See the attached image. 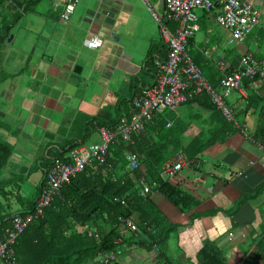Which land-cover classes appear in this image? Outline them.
<instances>
[{"label":"crops","instance_id":"obj_1","mask_svg":"<svg viewBox=\"0 0 264 264\" xmlns=\"http://www.w3.org/2000/svg\"><path fill=\"white\" fill-rule=\"evenodd\" d=\"M26 1L19 0V7L11 0V6L5 4L10 10L5 23L11 39L1 48L0 65L15 74L19 71L5 96L15 91L24 93L16 85L29 86L33 88L32 97L37 94V100L50 113V119L40 128L49 138L55 136L39 147L38 156L46 147L61 145L54 141H60V135L66 144L78 141L66 134L71 135L75 128L79 132L76 137H80L84 127L94 125L92 117L101 112L108 111L113 117L117 101L130 96L132 85L146 87L151 83L150 70L155 71L156 66L148 65L150 70L142 73L143 68L148 69L146 56L150 51L152 61L154 55L163 59L156 50L160 45L164 50L165 45L155 21L139 0H76L66 20L59 16L63 0H56L55 5L50 0L34 4L30 0L31 4L22 9ZM246 1L263 10L261 0ZM151 5L158 16L163 15L162 0H151ZM194 12L198 28L190 35L187 51L219 94L223 73L216 61H224L228 70L238 66L242 54L264 63V39L260 35L264 34V16L241 41L229 42V31L216 25L214 10ZM168 25L173 27L172 22ZM92 35L101 38L100 47L89 49L83 45V40ZM16 36L25 38L26 43L13 44ZM75 64L81 67L79 73L72 72ZM241 88L242 93L231 90L223 96L234 122L226 120L206 95L209 102L199 97L178 105L177 111L169 115L166 109L161 112V119L169 125L166 128L173 125L176 129L169 134L174 139L177 136L181 146L177 153L184 156L180 169L167 182L177 186L189 200L185 202L187 208L181 210L156 189L146 197L153 204L156 230L173 224L169 233L178 231L181 240L174 252L166 240L157 245L158 250L125 242V249L112 260L115 264H192L205 239L215 244L228 264H240L258 245L264 246V147L253 139L257 125H264V87L259 80L246 78ZM111 101L113 113L106 108ZM43 106L39 105L38 110ZM74 115L80 117L78 122ZM62 118L60 124L55 121ZM149 138L153 141L157 137ZM84 139L89 144L96 143L97 130L87 133ZM164 140L170 142L166 137ZM142 166L141 163L143 169ZM21 189L23 194L28 193L25 185ZM242 195L247 197L230 214ZM158 251L162 260L156 257Z\"/></svg>","mask_w":264,"mask_h":264},{"label":"trees","instance_id":"obj_2","mask_svg":"<svg viewBox=\"0 0 264 264\" xmlns=\"http://www.w3.org/2000/svg\"><path fill=\"white\" fill-rule=\"evenodd\" d=\"M35 1L37 0H32L31 3L34 4L33 2ZM6 2L10 6L12 5L10 0H6ZM29 3L30 0H27L26 4L23 3L22 9L28 7L31 4ZM2 4L3 2L0 1V6ZM8 28L7 23L0 18V51L6 42ZM260 35L264 39V34L261 33ZM190 37L187 39V45ZM162 47L160 45L156 51H160L161 55L164 56L165 47L164 50H161ZM149 53L150 51L146 56V67L148 69L143 68L142 73H147L150 70L148 65L153 64L150 57L151 53ZM8 70H10L8 67L0 65V81H4L6 78L10 81L7 86L8 88H5L4 92L12 88V82L16 80L19 73L17 71L14 76L13 73L7 72ZM150 72L153 79L154 71L151 69ZM251 79L259 80L262 87H264V83L258 75L253 76ZM206 80L211 85L210 80L207 78ZM142 88L144 86L139 84L132 85L131 94L128 98L139 92ZM199 97L205 98L208 101L205 95L200 94L186 101L185 104ZM123 98L118 101L122 109L118 107L113 117H111L108 111L101 112V115L92 117L91 120H95L92 121L94 125L91 126L89 124L84 127V132L78 138L80 141H73L69 144L64 142L61 145H56L54 149L46 147L38 156H35L34 166L31 169L25 173H12L11 171L13 174L11 177L13 178H2V170L8 161L11 151L8 144L0 138L1 241L4 240L6 232L13 226L14 217L23 218L25 213L33 210L35 199L40 190L45 186L44 169L50 164V158L63 157L66 150L83 143L84 136L92 130H97L100 126L114 129L118 120L121 117H127L130 111L129 99L127 100V97ZM167 126H165L162 118L154 123L145 124L142 132L132 134L130 136L131 143L125 144L119 139L112 140L109 143L110 149L104 162L91 161L80 173L63 184L59 189L58 195L54 196L50 203L42 209V213L27 222L14 241L7 244L17 264H88L109 251L117 255L115 246L118 243L114 241L120 236L122 237L119 243H133L142 246L146 250L152 249L153 245H155L158 250L157 245L165 240L166 234L174 225L169 224L162 230H156L157 221L152 214L154 210L152 208L153 204L146 197L147 194H138L140 190L138 179L142 175L147 181H160L157 178L160 162H164V160L176 154L177 136L174 139V137L172 138L168 134L169 131L176 129H174L173 125L166 128ZM178 132L176 135H178ZM151 135L157 138L152 141L149 138ZM168 135L170 136L168 141L171 143L164 140V137ZM253 139L264 147V125L262 123L257 125L253 133ZM127 152H131L138 157V168L133 170L125 169L124 155ZM140 155H144V159H139ZM107 163L111 165L110 170L106 167ZM141 163L143 164V169L140 167ZM36 167L40 170L41 175L39 180L35 182L34 187H31L25 195L21 188L24 183L29 182L28 175ZM156 190L171 204L178 206L181 210L187 208L185 205V202L189 200L187 195L177 186L167 182V180L160 181ZM246 197L242 195L236 200L230 214L233 213L234 209ZM120 198H123L124 204L118 201ZM122 218H128L136 225V230L134 232H126V236L121 235L119 219ZM161 218L163 219L162 216ZM156 257L162 260V253L158 251ZM99 263L115 264L114 261H106L105 259H100ZM162 264L171 263L163 261ZM192 264L228 263L215 244L205 239L197 250ZM240 264H264V246L258 245V248L248 255L244 261H241Z\"/></svg>","mask_w":264,"mask_h":264},{"label":"built area","instance_id":"obj_3","mask_svg":"<svg viewBox=\"0 0 264 264\" xmlns=\"http://www.w3.org/2000/svg\"><path fill=\"white\" fill-rule=\"evenodd\" d=\"M50 1L56 4V0ZM139 1L157 25L160 39L165 45L164 58L160 59L154 55L153 63L156 69L151 83L127 98L129 114L127 117H121L114 129L100 126L97 128L96 143L88 146L80 143L70 148L65 156L50 158V164L44 169L45 186L36 197L33 210L25 213L23 218L14 217L13 226L6 232L4 240H0V259L3 264H16L7 244L14 241L27 222L42 213V209L58 195L60 187L70 178L80 173L93 160L104 162L112 140L119 139L125 144L131 143L130 136L142 132L145 124L161 120V112L164 109L171 110L200 94L206 95L226 120L234 122L233 113L224 104L223 96L231 90L242 93V80L251 79L255 75L264 83V63L254 60L248 54H242L238 66L232 70L227 69L224 61H216L215 65L223 73L219 80L221 88L219 94L209 85L186 50L188 37L198 28L195 10H214L216 24L229 31V42L241 41L264 16V0H261L262 11L246 0H162V16H158L153 10L151 0ZM75 2L76 0H63L59 14L61 19L66 20L71 15ZM171 22L173 27L168 25ZM101 43V38L96 35L83 40V45L90 49L100 47ZM124 161L126 170L139 167L138 158L131 152L125 153ZM183 161L184 156L181 153H176L171 159L164 161L158 171L159 180L165 181L174 176ZM106 167L110 170V163H107ZM138 184L139 195L147 194L159 186L158 180L147 181L142 175L138 179ZM118 201L124 204L123 198ZM119 221L121 235L136 230V225L128 218ZM121 237L114 242L119 243ZM153 249L156 250L157 247L153 245ZM104 256L109 260L115 259L112 251L104 253Z\"/></svg>","mask_w":264,"mask_h":264},{"label":"rangeland","instance_id":"obj_4","mask_svg":"<svg viewBox=\"0 0 264 264\" xmlns=\"http://www.w3.org/2000/svg\"><path fill=\"white\" fill-rule=\"evenodd\" d=\"M0 1L3 2V4L0 6V18H2V20L6 22L7 19H9L10 10L5 5L6 0ZM28 16L29 14L27 15V17ZM12 43L24 45L26 43V39L16 36L13 37ZM7 72L13 73L14 76L16 75L14 74L15 72L12 69L8 70ZM22 74L25 75L24 73ZM9 83L10 81L7 78L4 81H0V138L8 144V147L11 151L8 161L4 169L2 170V178H13L11 177L13 176V172L25 173L26 171L31 169L34 166V158L39 150V147H41L43 144H45L47 141L52 139V137L55 136L53 134L52 137L49 138L48 134L45 135L41 131L40 126H42L44 122L50 119L48 117V114L50 113L46 111L45 107L41 104V102L37 100V94L36 97H32L34 96V93H31V90L33 88L26 85H16V88L20 87L24 93H19L18 91H15L12 96L9 94L5 96L4 89L8 88L7 86L9 85ZM82 87L83 86H81V88ZM114 87L115 86H112L111 88L114 90ZM113 103L114 102L111 101L109 102V104L106 105V108L109 109L110 112H112V109L114 108ZM39 105L43 106V109L41 111L38 110ZM115 106L121 108V104H119L118 101ZM180 108L184 109L185 107L182 105L180 106ZM175 109H166L165 112L174 113V111H177V109ZM64 115H66V112H64ZM74 117V120H76L75 122H78L80 120V117H77L75 115ZM200 119L202 122V116ZM55 121L60 124L64 120L62 118V120L55 119ZM78 133L79 132L74 128L73 133L71 135L66 134V136L68 138L71 137L72 140L78 139L79 137H76ZM62 138L63 137L60 135V141L57 139H55L54 141L64 143V141H61ZM166 138L169 139V135ZM88 142L84 139V142L82 144L88 146ZM180 149L181 146L178 143L175 147V153H177ZM40 175L41 172L37 167L35 169H32V172L28 175L29 182L24 183L25 187L28 188V192L31 187H34L35 182L39 180ZM161 199L164 201L163 197H161ZM126 235L127 233H124V236ZM165 240L170 246L171 252H174L181 238H179L178 231H171L170 233L168 232L166 234ZM121 249H125V245L123 242L118 243L115 246V251L117 252V255L119 250Z\"/></svg>","mask_w":264,"mask_h":264},{"label":"water","instance_id":"obj_5","mask_svg":"<svg viewBox=\"0 0 264 264\" xmlns=\"http://www.w3.org/2000/svg\"><path fill=\"white\" fill-rule=\"evenodd\" d=\"M11 2L15 3L17 5V7L20 6V2H18L17 0H11ZM10 39H11V35H9L6 40L9 41ZM80 69H81V67L79 65L75 64L72 67V72L73 73H79Z\"/></svg>","mask_w":264,"mask_h":264},{"label":"clouds","instance_id":"obj_6","mask_svg":"<svg viewBox=\"0 0 264 264\" xmlns=\"http://www.w3.org/2000/svg\"><path fill=\"white\" fill-rule=\"evenodd\" d=\"M102 44V43H101ZM87 48V47H86ZM90 49V48H89ZM95 49V48H94ZM186 50H187V46H186ZM187 53H188V51H187ZM189 55V54H188ZM190 56V55H189ZM191 58V57H190ZM192 60V59H191ZM193 62V61H192ZM194 63V62H193ZM195 64V63H194ZM196 65V64H195ZM197 66V65H196ZM198 67V66H197ZM199 68V67H198ZM200 70V69H199ZM201 71V70H200ZM202 73V72H201ZM203 75V74H202ZM204 76V75H203ZM205 78V77H204ZM206 79V78H205ZM208 82V81H207ZM210 85V84H209ZM211 86V85H210ZM212 87V86H211ZM213 88V87H212ZM204 95V94H203ZM69 150V149H68ZM68 150H66V152L68 151ZM65 152V153H66ZM65 153H64V155L63 156H65ZM157 178H158V173H157ZM159 179V178H158ZM166 181V180H165ZM107 253V252H106ZM103 256H104V253L101 255V256H99V257H101V259H105V260H107L106 258H103ZM105 257V256H104ZM94 262H95V264H100L99 263V261H98V259L96 258V259H94ZM0 263L1 264H3L1 261H0ZM16 264H17V262H16Z\"/></svg>","mask_w":264,"mask_h":264}]
</instances>
